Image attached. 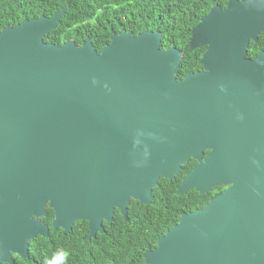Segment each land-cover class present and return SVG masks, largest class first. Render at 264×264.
<instances>
[{"label": "water", "instance_id": "95a60500", "mask_svg": "<svg viewBox=\"0 0 264 264\" xmlns=\"http://www.w3.org/2000/svg\"><path fill=\"white\" fill-rule=\"evenodd\" d=\"M66 7L0 29V264L48 236L46 207L53 228L82 219L94 237L190 158L178 193L228 186L182 212L145 264H264V50L247 56L264 0L213 4L189 39L206 46L202 69L179 79L182 51L160 31L112 33L100 51L44 41Z\"/></svg>", "mask_w": 264, "mask_h": 264}, {"label": "trees", "instance_id": "16d2710c", "mask_svg": "<svg viewBox=\"0 0 264 264\" xmlns=\"http://www.w3.org/2000/svg\"><path fill=\"white\" fill-rule=\"evenodd\" d=\"M215 3L225 7L227 0H0V29L41 14L50 16L67 5L56 27L44 35V41L61 44L73 38L80 44L90 36L100 51L109 42V34L122 29L117 26L119 22L132 35L145 30L160 31L161 47L174 46L182 51L176 74L179 79L201 69L199 59L206 46L189 47L191 29ZM261 49L264 32L249 41L247 56L253 57ZM195 164L190 158L172 178L160 177L152 189L150 203L131 198L127 220L115 209L112 221H103L104 232L91 238L87 236L86 220H76L65 233L60 227L53 228V210L46 207L41 220L49 227L48 236L37 235L29 240V258L13 254L12 264H145L144 252L155 248L157 239L179 221L181 213L203 207L213 195L194 189L176 191ZM61 251L68 253L66 259Z\"/></svg>", "mask_w": 264, "mask_h": 264}, {"label": "flooded vegetation", "instance_id": "af4514ba", "mask_svg": "<svg viewBox=\"0 0 264 264\" xmlns=\"http://www.w3.org/2000/svg\"><path fill=\"white\" fill-rule=\"evenodd\" d=\"M221 7H222V6H221ZM123 18H125V16H123ZM108 22H110V21H108ZM122 25H123V23L119 22L117 26H121L122 29H120V30L117 31V32L112 31V32L109 34V37H110V35H111L112 33H116V34H117V33L121 32V31H126V32L131 33V31L125 30L124 27H123ZM87 37H90V36H86L84 39H86ZM90 38H91V40H92V37H90ZM68 39H73V38H68ZM84 39H82V41H83ZM73 40H74V39H73ZM82 41H81V42H82ZM109 41H110V39H109ZM107 43H108V42H107ZM76 44H77V43H76ZM104 44H106V43H104ZM78 45H81V43L78 44ZM262 50H264V49H261V50H259L258 52H260V51H262ZM258 52H257V53H258ZM254 56H255V55H254ZM201 69H202V66H201ZM201 69H199V70H201ZM207 151H208L207 149L204 150V152H203V154H202V157L205 156V154L207 153ZM196 163H197V162H196ZM188 171H189V170H188ZM227 186H228V185L221 184V185L214 186V187L210 188L207 192H212L213 195H212L209 199H211V198L215 197L216 195H218L219 193L225 191L226 188H227ZM207 192H205V193H207ZM209 199H208V200H209Z\"/></svg>", "mask_w": 264, "mask_h": 264}, {"label": "clouds", "instance_id": "9594fccd", "mask_svg": "<svg viewBox=\"0 0 264 264\" xmlns=\"http://www.w3.org/2000/svg\"><path fill=\"white\" fill-rule=\"evenodd\" d=\"M60 255L63 256L66 259L67 256H68V253L65 252V251H61ZM46 264H49V262H46Z\"/></svg>", "mask_w": 264, "mask_h": 264}]
</instances>
